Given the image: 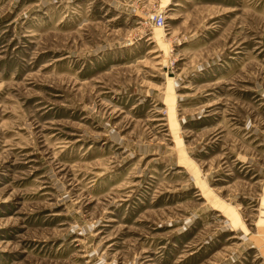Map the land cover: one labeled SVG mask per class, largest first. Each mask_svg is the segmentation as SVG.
Wrapping results in <instances>:
<instances>
[{
	"label": "rangeland",
	"instance_id": "rangeland-1",
	"mask_svg": "<svg viewBox=\"0 0 264 264\" xmlns=\"http://www.w3.org/2000/svg\"><path fill=\"white\" fill-rule=\"evenodd\" d=\"M0 264H264V0H0Z\"/></svg>",
	"mask_w": 264,
	"mask_h": 264
},
{
	"label": "built area",
	"instance_id": "built-area-1",
	"mask_svg": "<svg viewBox=\"0 0 264 264\" xmlns=\"http://www.w3.org/2000/svg\"><path fill=\"white\" fill-rule=\"evenodd\" d=\"M157 23H161V19H159Z\"/></svg>",
	"mask_w": 264,
	"mask_h": 264
}]
</instances>
